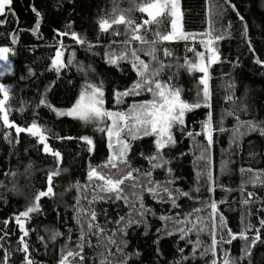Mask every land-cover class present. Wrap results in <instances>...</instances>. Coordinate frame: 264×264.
Here are the masks:
<instances>
[{
  "label": "trees",
  "instance_id": "16d2710c",
  "mask_svg": "<svg viewBox=\"0 0 264 264\" xmlns=\"http://www.w3.org/2000/svg\"><path fill=\"white\" fill-rule=\"evenodd\" d=\"M140 2V0H137ZM184 11V28L186 31L201 33L208 27V12L210 7L208 0H181ZM217 15L213 18L214 27L218 32L230 33L227 38L219 41V53L222 63L213 65L212 73V113L214 125L219 128L223 126L227 131L214 134V144L211 148L213 161V175L216 180V190L210 193L204 179L197 180L198 166L196 158L200 154L198 143L206 144L203 136H196L195 140L187 137L184 133L174 129L177 144L175 147L164 150L165 156L171 161L168 167L173 170L176 178L173 188L191 192L194 198H181L179 209L172 208L170 204L158 203L149 194H144L145 206L156 213L155 216H147L148 229L143 224L133 225L128 229V235L123 237L127 240L126 253H139L133 255L128 264H208L212 257H200L197 252L192 257L193 244L187 240L180 239L179 233L172 236L163 235L164 222L159 220L160 215H173L177 212L183 214L194 207H201L203 202L214 199L226 203L220 204L227 225L233 232H240L244 224L251 222L254 227L259 226V219L264 218V186H253L248 181L252 173H242L241 169H253L257 172L264 171V136L259 132L245 135L238 143H232V129L236 125L234 116L227 115L233 109L246 106V111H237L241 120H253L264 122V67L255 62L259 57L264 60V0H231L239 14L247 23V37L244 35V22H242L236 11L225 2V0H213ZM119 9L133 8V0H115ZM33 6L42 14L40 37L34 35L37 17L32 11ZM15 16L8 14L7 17L0 16V20L7 22L0 26V46L13 48L15 55L9 58L14 66L12 73L0 77V82L12 86L10 103L13 108L10 121L20 126L29 125L33 119H38L41 125L46 126L55 135L66 137L91 136L96 142L95 152L90 154L87 146L79 140H57L50 138L48 143L63 154V162L60 166L61 175L54 178L53 187L56 195L53 198H42V213L32 214V219L26 222L30 231L26 239L30 245L31 258L36 264H59L61 250L67 243L69 248H75V242L79 237V225L74 216L76 198L78 193L72 187L75 183H87V172L89 164L99 165L106 161L110 154L107 146V137L94 131L91 127H83L80 122L70 117H57L47 107L39 106L40 99L47 86L55 81V86L47 93V99L58 108H69L75 102L81 85L85 79L94 83L103 81L106 107L109 109H126L131 103L151 99L150 94L144 93L137 97L125 98V103L117 105L113 99L114 90L123 91L130 87L137 79L135 71L127 62H122L120 67L106 63L105 52L112 41H121L123 35L113 36L101 34L98 28V20L102 16L111 13L114 0H13L10 6ZM130 15L141 22L147 19L146 13L132 11ZM71 24V30L86 36L88 41L95 45L91 51L77 44L70 36L59 37L55 30L65 31ZM231 25L229 28L228 25ZM167 25H165L166 27ZM123 32V26H119ZM163 30V29H162ZM12 34L18 36V43L11 44ZM152 39V33H147ZM63 39L68 46L65 52V61L71 51L76 52V62L87 68L91 65L94 72H88L87 77L77 71L75 66L64 70L60 79L57 80L53 71H49L51 57L55 53L57 41ZM248 40L251 47L250 51ZM139 46V45H134ZM123 46L112 44V48L120 51ZM146 47V46H145ZM161 48L168 47L173 56L164 58L158 52L165 63H171L173 67L166 68L161 79L168 80L172 77V83L183 89L182 98L192 103L197 100L198 77L201 73L191 74L179 65L184 64L185 57L194 59V54L187 51L185 42L160 45ZM197 50L203 47L196 44ZM95 53V54H94ZM146 62L150 58L141 55ZM31 70V71H30ZM31 73H35L32 75ZM23 77V79H22ZM234 84V88L229 85ZM234 93L235 103L228 101L226 97ZM25 111H16L20 107ZM209 109L201 107L186 115L187 130L193 132L201 131L203 122ZM15 133L12 129H6L0 122V259L4 250L10 253L8 264H23V253L17 251L21 231L15 222V216L24 211L33 202V197L38 190L46 189V174L56 170L53 158L43 153V145H39L36 139L27 134H20L18 144L9 143L4 139L5 132ZM132 149L129 160L132 167L139 168L141 172L150 170L151 165L145 158L155 153L154 137H145L140 140L131 141ZM143 153V155H141ZM226 165V166H225ZM202 167V165L200 166ZM223 169V170H222ZM66 170V171H65ZM15 173V175H11ZM153 179L164 182L168 179L163 169L153 172ZM244 186L246 192L255 194L248 215V208L242 205L246 192H242ZM200 187V192L195 188ZM230 189V191H229ZM87 207V202L81 200ZM98 221L105 228L115 230L119 225L115 222L121 216L127 217L130 208L123 201H104L93 205ZM207 215V213H201ZM243 217V222H242ZM5 221L8 224L5 225ZM171 227V225H169ZM53 230L63 233V236L51 240ZM7 233V235H5ZM254 234L249 233V237ZM71 235V241L67 240ZM43 236L44 241L39 237ZM159 238V243L155 241ZM201 240L207 245L210 237L207 233L201 234ZM261 238L264 240V229H261ZM92 243L96 244V238L92 237ZM121 237L117 234V240ZM195 240L196 236H190ZM244 241L235 240L231 245H224L225 249H231V256L239 258L242 255ZM183 249V253L180 252ZM115 251V248H113ZM219 252V247H218ZM86 264H99V258L95 251L90 248L84 250ZM189 257L182 260V257ZM264 264V243H257L251 251V257L240 261V264Z\"/></svg>",
  "mask_w": 264,
  "mask_h": 264
},
{
  "label": "snow or ice",
  "instance_id": "6c2138e0",
  "mask_svg": "<svg viewBox=\"0 0 264 264\" xmlns=\"http://www.w3.org/2000/svg\"><path fill=\"white\" fill-rule=\"evenodd\" d=\"M210 7L208 12V27L204 32L195 33L186 31L184 28V11L182 9L181 0H133V8L119 9L115 5L111 13L102 16L98 20V28L101 34H109L113 36L123 35L124 40L112 41L105 52L106 63L120 67L122 62H127L135 71L138 79L123 91L114 90L113 99L117 105L125 103L127 97H137L144 93H148L151 99L136 101L131 103L126 109H109L106 107L104 83L100 81L98 84L89 79L81 85L75 102L69 108L55 107L48 99L47 93L55 86L53 81L46 87L43 98L40 99L39 106L47 107L54 112L57 117H70L81 123L83 127H91L94 131L104 134L107 137V146L110 154L106 161L99 165L89 164L87 172V183H75L74 187L78 193H84L83 196L78 195L76 198L74 219L79 225V237L75 242V248H69L67 243L61 250L59 264H86L85 248L95 251V255L99 258V264H128L133 255L139 253H126L124 249L127 247V240L123 239L128 235V229L133 225L143 224L147 234L149 227L147 216L149 214L155 216L156 213L152 209L145 206L144 194H149L158 203L170 204L172 208L179 209L181 198H194L191 192L182 191L179 188H173L176 178L173 176V170L170 165L171 161L166 158L164 150L175 147L177 144L174 129L184 133L187 137L195 140L196 136H203L206 144L198 143L197 148L200 154L196 158L198 171L196 173L197 180L204 179L208 185L210 193L216 190V180L213 175V161L211 156V148L215 142L214 134L227 131L223 126L217 128L214 125L212 109V73L213 65L222 63L219 53V41L227 38L230 33L218 32L214 27L213 18L218 14L215 10L213 0H208ZM225 2L236 11L238 18L244 22L231 0ZM13 0H0V16L7 17L8 14L15 16L11 9ZM146 13L147 19L137 22L130 13L132 11ZM32 11L35 13L37 20L32 33L40 37V27L42 22V14L33 6ZM7 22L6 19L0 20V26ZM165 25H167L165 27ZM123 26V32L120 27ZM230 28L231 25L229 24ZM163 29V30H162ZM152 33V39L147 36L148 32ZM55 34L59 37L70 36L77 44L86 47L91 51L95 46L88 41L86 36L71 30V24L67 26V30H55ZM244 35L247 37V23L244 22ZM185 42L187 51L194 54V59L185 57L184 64L179 65L185 68L189 73H201L198 77L197 100L188 102L182 98L183 89L172 83V77L168 80H162L161 76L166 68H171V63H165L161 59L158 52L162 53L164 58L173 56L172 50L168 47L161 48L160 45L166 43ZM18 43V36L12 34L11 44ZM203 47V50H197L196 44ZM112 44H119L123 47L120 51L112 48ZM250 51L253 53L255 49L251 47V41L248 40ZM139 45V46H134ZM146 46V47H145ZM54 56L50 60L49 71H53L57 80L60 79L61 73L75 66L77 71L83 73L86 77L88 72H94L95 69L91 65L85 66L76 62V52H70L67 61H65V52L68 46L64 44L63 39L57 41ZM15 55L13 48L8 46H0V77H4L6 73L12 72V61L9 56ZM95 54V53H94ZM150 58L145 61L141 55ZM255 62L264 67V60L259 57ZM31 71V70H30ZM35 75V73H31ZM23 79V77H22ZM234 88L235 85H229ZM12 86L0 82V122L6 129H12L15 133V139H12V132H5L4 139L9 143L18 144L20 134L24 133L36 139L37 144L43 145L42 151L46 155L53 158L56 170L46 174V189L38 190L33 197V202L24 211L15 216V222L19 226L21 236L19 237V247L17 251L22 252L23 264H36L31 258L30 245L26 239L30 235V229L25 225L32 219V214L42 213V198H53L56 193L53 187L54 178L61 175L60 166L63 162V154L54 149L49 143L50 138L57 140H79L87 146V151L92 154L96 149L95 140L88 135L79 137L66 136L61 137L55 135L46 126L41 125L38 119H33L27 126H20L14 121H10V114L13 108L10 103ZM228 101L235 103L234 93L226 97ZM209 109L206 119L201 122V131L193 132L187 130L186 115L198 108ZM25 107H20L16 111L23 113ZM246 111V106L240 109H233L227 112V115L234 116L236 125L232 129V143H238L245 135L252 132H259L264 136V122H256L253 120H241L237 115V111ZM145 137H154L155 153L145 157L151 168L148 171L141 172L139 168L132 167L129 160V153L132 149L131 141L143 139ZM143 155V153H141ZM202 165V167H200ZM226 166V165H225ZM156 169H163L168 176L164 182L153 179V172ZM223 170V169H222ZM66 171V170H65ZM242 173H252L251 178L245 183H251L253 186H264V171L257 172L253 169H241ZM11 175H15L12 173ZM195 192H200V187H196ZM230 191V189H229ZM242 192H246V188L242 186ZM255 194L246 192L242 205L248 208V215H251V208L248 207L253 203ZM81 200L87 202V207L81 203ZM123 201L130 208L127 217L121 216L115 222L119 227L115 230L105 228L98 221V214L93 207L95 203L104 201ZM226 203L221 200L219 202L210 199L203 202L201 207H194L183 214L177 212L173 215H160L159 220L164 222V228L157 229L163 235L172 236L179 233L180 239L187 240L193 244L192 257L195 258L197 252L200 257L211 256L212 259L208 264H240V261L251 257L252 249L257 243H264L261 238V229H264V218L259 219V226L254 227L251 222L244 224L240 232H233L227 225V220L220 210L219 205ZM264 211V209H261ZM207 215H201V213ZM243 222V217H242ZM5 225L8 221L4 222ZM171 225V227H169ZM254 234L249 237V233ZM207 233L210 237V243L205 245L201 240V234ZM117 234L121 237L117 240ZM195 235L196 239H190L191 235ZM7 235V233H5ZM64 234L53 230L50 235L51 240ZM92 237L96 238V244L92 243ZM3 237L0 236V240ZM44 241V237H39ZM242 240V255L239 258L231 256V249H225L224 245H231L235 240ZM71 241V235L67 237ZM159 243V238L155 241ZM219 247V252H218ZM3 248V244H0ZM115 248V251H113ZM183 249L180 252L183 253ZM10 253L4 250L0 264H8ZM189 257L183 256L182 260ZM179 264V262H178ZM250 264V260H249Z\"/></svg>",
  "mask_w": 264,
  "mask_h": 264
},
{
  "label": "rangeland",
  "instance_id": "374dc122",
  "mask_svg": "<svg viewBox=\"0 0 264 264\" xmlns=\"http://www.w3.org/2000/svg\"><path fill=\"white\" fill-rule=\"evenodd\" d=\"M13 68H14V66H13V64H12V71H13ZM12 73V72H11ZM8 74H10V73H6L5 75H8Z\"/></svg>",
  "mask_w": 264,
  "mask_h": 264
}]
</instances>
